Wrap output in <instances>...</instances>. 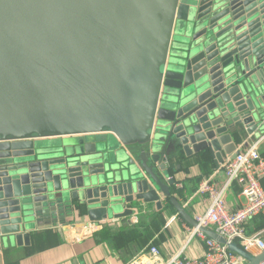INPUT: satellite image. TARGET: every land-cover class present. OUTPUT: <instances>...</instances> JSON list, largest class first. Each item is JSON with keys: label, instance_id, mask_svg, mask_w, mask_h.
I'll list each match as a JSON object with an SVG mask.
<instances>
[{"label": "water", "instance_id": "obj_1", "mask_svg": "<svg viewBox=\"0 0 264 264\" xmlns=\"http://www.w3.org/2000/svg\"><path fill=\"white\" fill-rule=\"evenodd\" d=\"M246 138H264V0H0L1 243L164 201L196 228L169 166L220 168Z\"/></svg>", "mask_w": 264, "mask_h": 264}, {"label": "crops", "instance_id": "obj_2", "mask_svg": "<svg viewBox=\"0 0 264 264\" xmlns=\"http://www.w3.org/2000/svg\"><path fill=\"white\" fill-rule=\"evenodd\" d=\"M252 141L256 140L246 138L240 141L237 150ZM258 150L264 155V139ZM193 162L181 160L169 166V177L183 180L186 192L191 193L187 200L176 197L191 218L195 220L198 214L204 213L209 203L208 197L197 194L202 179H211L218 191H225L224 199L229 210L236 211L243 206L240 186L233 183L226 188V175L221 167H216L213 159L201 164ZM163 207L161 211L148 207L138 216V223H132V216L126 221L100 222V226L94 229L87 217L76 215L56 227L46 225L33 233L29 246L17 247L0 242V264H128L151 246H158L166 260L177 256H204L206 244L200 237L193 236L194 227L180 217L168 201L163 202ZM84 227H88L90 235L84 232V236L76 240Z\"/></svg>", "mask_w": 264, "mask_h": 264}, {"label": "built area", "instance_id": "obj_3", "mask_svg": "<svg viewBox=\"0 0 264 264\" xmlns=\"http://www.w3.org/2000/svg\"><path fill=\"white\" fill-rule=\"evenodd\" d=\"M264 138L241 145L236 152L228 156L221 169L224 171L227 183L226 188L237 183L241 188V196L244 204L236 211L228 209L224 193L218 191L211 179L200 181L197 194L209 198L207 209L204 213L196 216L195 222L198 227L192 229L193 236L200 237L206 244V252L200 258L177 256L172 260H166L158 246H151L144 253L140 254L128 264H245L246 259L230 250V245L238 244L245 252L252 256L264 253V231L252 235L247 233V227L257 217L264 218V155L258 146ZM184 188L183 180H176L173 194L178 197L176 190ZM132 223H138V216L130 218ZM175 220L172 219L171 223ZM94 229L100 223H90ZM107 226L106 223H104ZM206 228L216 232L225 239L226 243L221 244L209 238L200 229ZM75 229V228H73ZM88 227H84L81 235L75 237L80 240L84 232L90 235ZM78 233V231L76 232Z\"/></svg>", "mask_w": 264, "mask_h": 264}, {"label": "trees", "instance_id": "obj_4", "mask_svg": "<svg viewBox=\"0 0 264 264\" xmlns=\"http://www.w3.org/2000/svg\"><path fill=\"white\" fill-rule=\"evenodd\" d=\"M200 182L198 183V187H199ZM263 187H264V179L262 181ZM176 194H178V196L180 198L183 199H188L189 195H191V193H187L186 192V185L184 184V188L182 190H176ZM259 231H264V218L263 217H257L255 218L251 224L247 227V233L252 235L256 232Z\"/></svg>", "mask_w": 264, "mask_h": 264}, {"label": "rangeland", "instance_id": "obj_5", "mask_svg": "<svg viewBox=\"0 0 264 264\" xmlns=\"http://www.w3.org/2000/svg\"><path fill=\"white\" fill-rule=\"evenodd\" d=\"M179 40H180V31H179V28L178 29H176V34H175V36H174V46H173V49L175 50V48L177 47V41L179 42ZM173 53H175V52H173ZM70 139V138H69ZM55 140H57V139H47L46 141H47V143L48 144H51V145H58L57 143L58 142H55ZM73 142L75 141V139L74 138H72L71 139ZM61 141H63L62 139H61ZM62 143H64V142H62Z\"/></svg>", "mask_w": 264, "mask_h": 264}, {"label": "flooded vegetation", "instance_id": "obj_6", "mask_svg": "<svg viewBox=\"0 0 264 264\" xmlns=\"http://www.w3.org/2000/svg\"><path fill=\"white\" fill-rule=\"evenodd\" d=\"M176 29H177V27H176ZM175 34H176V31H175ZM175 34H174V36H175Z\"/></svg>", "mask_w": 264, "mask_h": 264}]
</instances>
